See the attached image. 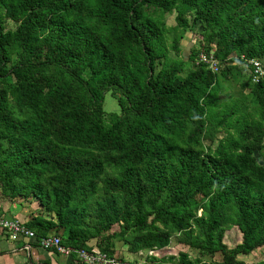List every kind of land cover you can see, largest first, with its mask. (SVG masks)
I'll use <instances>...</instances> for the list:
<instances>
[{
	"label": "trees",
	"instance_id": "obj_1",
	"mask_svg": "<svg viewBox=\"0 0 264 264\" xmlns=\"http://www.w3.org/2000/svg\"><path fill=\"white\" fill-rule=\"evenodd\" d=\"M241 55L264 60V0H0V196L31 206L37 237L73 248L159 264L138 253L176 235L198 254L179 250L178 264L219 251L220 264H245L239 254L264 246V78L211 113L217 74ZM106 92L118 112L103 109ZM231 227L241 239L225 253Z\"/></svg>",
	"mask_w": 264,
	"mask_h": 264
},
{
	"label": "rangeland",
	"instance_id": "obj_2",
	"mask_svg": "<svg viewBox=\"0 0 264 264\" xmlns=\"http://www.w3.org/2000/svg\"><path fill=\"white\" fill-rule=\"evenodd\" d=\"M174 12L171 14L166 15V23L168 25H174L175 20H174ZM18 19L10 20L7 22V26L10 28L15 27ZM198 28L194 27L192 30H188L185 32L184 37L180 40V45L182 46V55L181 57L184 60L188 59V56L191 52V49L193 48H198V39L199 35L195 32H197ZM169 54L172 57H175V54L173 51H170ZM190 63H187V68L190 67ZM249 68L247 65L242 62V61H237L234 65L233 68L230 69L229 72L226 73V75L222 73H218L216 77V83L218 88V95H220V102H221V109L217 107L212 108V116L216 115L217 113H220L224 110H227L231 107H239L242 104L243 100V95L248 96L249 94V88L247 87L244 89L245 92H241L239 83L244 82L248 79L249 76ZM245 101L248 102V100L245 98ZM250 105V103H248ZM103 109L106 112H118L119 111V106L117 101L112 97L110 92H106L104 96V101H103ZM219 109V112H218ZM245 113V112H244ZM223 135V132L220 131L217 133V137H220ZM209 141L206 140V143ZM214 145V144H213ZM264 151V150H263ZM259 157V156H258ZM263 158L259 157V161L262 160ZM0 199L2 201H5L6 199L2 196H0ZM21 198L15 199V201H12L10 203H15L19 206L18 202H20ZM34 201V200H33ZM1 202V201H0ZM32 202V201H31ZM11 206V205H10ZM25 208V207H24ZM30 209L31 206H30ZM10 239V238H9ZM5 239L3 237H0V251L1 252H8L7 255H10V252L8 248H10L11 244H14L15 242ZM241 239V234L239 230L236 227H231L227 229L224 233L223 237V247L221 250H223L225 253L231 252L233 247L240 242ZM121 244V242H119ZM186 251L188 255L191 258H194L197 256V251L192 248L185 247L182 244L177 243V236L173 235L171 237L169 245L161 250H156V251H141L138 253V260L143 261L142 259L145 258L146 255H155L157 258H165L164 262H160L159 264H178V251ZM56 257V256H55ZM57 258V257H56ZM223 258V252L219 251L215 254V256L211 258H204L206 264H220ZM239 260H242L245 264H251L254 263L258 260H261L264 258V246L259 247L251 251L249 254L244 255V254H239L237 256ZM60 260L62 258H59ZM0 260H5L4 257L0 258ZM10 263H14L13 261Z\"/></svg>",
	"mask_w": 264,
	"mask_h": 264
},
{
	"label": "built area",
	"instance_id": "obj_3",
	"mask_svg": "<svg viewBox=\"0 0 264 264\" xmlns=\"http://www.w3.org/2000/svg\"><path fill=\"white\" fill-rule=\"evenodd\" d=\"M240 59L249 68V76L253 83H257L264 78L263 59L247 58L244 55H241ZM199 62L206 64L213 72H218L221 65L219 60L213 55L212 51L209 53L200 51L197 58V63ZM0 230H3L12 241H18L23 238L35 239L36 244L42 248H55V251L59 255L66 258L76 257L84 264H132L127 260L110 256L104 252L66 246L61 243V238L58 235L50 234L37 237L34 232L23 223V221L17 218L6 216L0 217ZM24 248L27 249L28 246H24Z\"/></svg>",
	"mask_w": 264,
	"mask_h": 264
},
{
	"label": "crops",
	"instance_id": "obj_4",
	"mask_svg": "<svg viewBox=\"0 0 264 264\" xmlns=\"http://www.w3.org/2000/svg\"><path fill=\"white\" fill-rule=\"evenodd\" d=\"M0 201V217H12L17 218L21 221L27 219L26 215L27 212L30 211V209L23 208L22 206L20 207L15 203L12 204L8 200L2 201L0 199ZM0 237L5 238L6 240L9 239L7 236H5V232L0 233ZM13 242L15 243L11 244L10 248H8L11 256L7 255L8 252L0 251V258L4 257L5 259L4 261L0 260V264H24L25 262H28L27 264H84L78 259L70 260L69 258L61 255L50 254L47 250H45V248L37 245L35 239L23 238L21 240ZM24 246H28V248L25 249ZM59 258L62 259L60 260ZM44 260L48 261L49 263H45ZM12 261L14 263H10Z\"/></svg>",
	"mask_w": 264,
	"mask_h": 264
},
{
	"label": "water",
	"instance_id": "obj_5",
	"mask_svg": "<svg viewBox=\"0 0 264 264\" xmlns=\"http://www.w3.org/2000/svg\"><path fill=\"white\" fill-rule=\"evenodd\" d=\"M29 261H30V256H29ZM37 264H40V263H37ZM42 264V263H41Z\"/></svg>",
	"mask_w": 264,
	"mask_h": 264
}]
</instances>
